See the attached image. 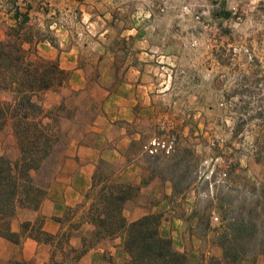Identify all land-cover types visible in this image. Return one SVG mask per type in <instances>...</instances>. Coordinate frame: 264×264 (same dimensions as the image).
<instances>
[{"label":"rangeland","instance_id":"rangeland-1","mask_svg":"<svg viewBox=\"0 0 264 264\" xmlns=\"http://www.w3.org/2000/svg\"><path fill=\"white\" fill-rule=\"evenodd\" d=\"M14 1L0 0V38L11 23L6 11L29 6L33 25L53 38V43L46 39L51 44L57 39L51 26L69 29L86 65L82 89L72 88L69 78L67 87L41 97L47 109L64 100L68 116L61 119V140L35 174L45 190L43 200L72 142L83 140L81 134H88L93 122L103 121L106 92L127 81L121 74L129 62L121 60L123 53L113 61L100 47L121 48L127 36L128 49L142 57L138 82L144 87L125 91L135 113L125 127L139 136L131 151L154 184L144 196L134 184L138 189L124 204L125 217L131 221L140 205L145 213L161 212L162 232L173 230L175 239L170 237L188 252L191 264H208L209 257L221 256L216 243L220 228L234 213L259 211L257 239L264 244V0ZM0 96L8 98L6 92ZM17 152L6 127L0 132V155L13 159ZM23 209L28 208H19L11 222L21 226L40 216L44 223L41 214L24 219L28 214ZM91 228L83 224L74 231L71 245L77 246L73 240L79 242ZM2 240L0 236V251L5 247ZM42 244L30 264L47 262L50 246ZM121 245L122 239L114 237L93 247L104 248L101 255L112 264H123L127 254ZM242 257L241 264H264V252L252 255L248 250ZM8 261L0 258V264Z\"/></svg>","mask_w":264,"mask_h":264},{"label":"trees","instance_id":"trees-1","mask_svg":"<svg viewBox=\"0 0 264 264\" xmlns=\"http://www.w3.org/2000/svg\"><path fill=\"white\" fill-rule=\"evenodd\" d=\"M28 9L29 6L20 10L14 5L6 11L11 23L0 38V93L8 95L7 99L0 96V132L10 128L18 151L13 159L0 155V236L16 244L25 237L48 244L45 264H79L91 247L119 235L123 236L121 246L127 254L123 264H191L188 252L177 249L173 238L161 233V212L145 213L131 221L125 217L124 204L138 187L123 181L119 171L104 159L98 160L82 200L55 218L60 224L56 233L43 228L40 216L24 222L20 231H12L11 219L17 210H37L45 196L35 174L61 140V119L68 117L64 116V100L48 109L41 103L45 91L69 85L70 71L62 68L57 59L38 53L37 44L46 39L53 43V38L35 28ZM260 187L264 189L262 184ZM258 212L234 213L226 218L216 242L222 254L209 257L208 264H241L248 250L252 255L264 252V244L257 239ZM83 224L92 228L79 236L80 246L71 245L74 231ZM8 264L30 261L11 259Z\"/></svg>","mask_w":264,"mask_h":264},{"label":"crops","instance_id":"crops-1","mask_svg":"<svg viewBox=\"0 0 264 264\" xmlns=\"http://www.w3.org/2000/svg\"><path fill=\"white\" fill-rule=\"evenodd\" d=\"M51 28L54 29L55 36L57 37L55 44H51L47 40L39 42L37 44L39 53L46 58L57 59L62 68L70 71L71 87L82 89L85 85L86 65L83 62L85 59L81 55L79 44L75 43L74 37L71 36V32L67 27L55 24ZM127 39L129 38L126 36L124 38L125 41L122 40L121 48L118 49L110 47L111 45L104 46L100 44V47L102 52L106 51L105 54L107 52L111 54L113 61L117 59L118 53H123V56L119 57L121 60L129 62L121 74L127 77L128 82H121L112 93L106 92V96L103 99V121L97 120L93 122V125L89 126L86 130L88 134H81V137H84L83 140H81L82 138H77L72 142V151L68 153L69 157L65 165L59 175L53 180L48 195L41 203L39 209L32 211L23 209L28 214L24 218L26 220H30L36 214L43 215V228L49 232L58 230L59 225L54 220V217L61 215L67 205H73L78 202L82 194L89 188L91 176L95 171L99 159H105L118 169L122 180L139 185V195L144 196V193L147 194L152 191L150 185H153L154 182L149 179V171L142 164V161H140L138 154H133L131 151V145L139 139V136L129 133L125 127L127 122H131L135 118L133 105L126 102V98L124 97L125 91L127 90L129 93V90H131L133 93L136 87L137 89L144 87V85L138 82V76L141 73V66L143 65L141 64L142 57L139 56L138 51L133 52L128 49ZM131 40L135 41L136 38L132 37ZM110 51L111 53H109ZM143 59V61H146L145 58ZM137 63L140 66L136 65ZM112 70L115 71L116 68ZM128 201L125 202V206L128 204ZM142 209L144 207L141 205L135 207L137 214L131 220L145 214V211ZM175 220V218L172 219V226H174L173 221ZM20 228V223L11 222L12 231L18 232ZM160 231L163 235L172 236L175 239L173 230L169 229L162 232L160 225ZM1 238L5 247L3 251H0V258L7 261L11 259L33 260L36 248L43 245L30 237H25L22 243L19 244L13 243L3 237ZM117 238L123 240L122 235H119ZM72 243L80 246V241L77 242L76 239ZM175 246L179 250H184L183 246H178L176 243ZM103 249L97 246L90 248L80 258L79 264H112L101 255V252L104 251ZM108 249L110 251L109 254L112 255L113 250L111 248Z\"/></svg>","mask_w":264,"mask_h":264}]
</instances>
